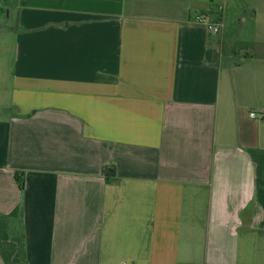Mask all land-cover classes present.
Segmentation results:
<instances>
[{
  "label": "crops",
  "instance_id": "1",
  "mask_svg": "<svg viewBox=\"0 0 264 264\" xmlns=\"http://www.w3.org/2000/svg\"><path fill=\"white\" fill-rule=\"evenodd\" d=\"M5 8L0 216L20 260L264 264V0Z\"/></svg>",
  "mask_w": 264,
  "mask_h": 264
},
{
  "label": "rangeland",
  "instance_id": "2",
  "mask_svg": "<svg viewBox=\"0 0 264 264\" xmlns=\"http://www.w3.org/2000/svg\"><path fill=\"white\" fill-rule=\"evenodd\" d=\"M11 9L5 8L3 15L0 14V107H4L5 103L9 101L10 95V78L8 77L9 64L13 56V44L11 41L10 29L15 27V18ZM242 17L234 24V30L236 33L242 25ZM4 109H2V112ZM9 219H0V242L2 243H13L16 246V253L20 254V240L17 226Z\"/></svg>",
  "mask_w": 264,
  "mask_h": 264
},
{
  "label": "trees",
  "instance_id": "3",
  "mask_svg": "<svg viewBox=\"0 0 264 264\" xmlns=\"http://www.w3.org/2000/svg\"><path fill=\"white\" fill-rule=\"evenodd\" d=\"M103 175L105 178L106 182H110L114 177H115V172L113 168L111 169H104L103 170ZM17 181L19 183V188L22 190V183L19 181L18 176H17ZM13 217V216H12ZM0 219H9L13 223L14 218H11L10 216H0ZM0 255L3 260L4 264H26L24 261L20 260L17 257L16 253V246L13 243H9L6 241V243L0 242Z\"/></svg>",
  "mask_w": 264,
  "mask_h": 264
},
{
  "label": "built area",
  "instance_id": "4",
  "mask_svg": "<svg viewBox=\"0 0 264 264\" xmlns=\"http://www.w3.org/2000/svg\"><path fill=\"white\" fill-rule=\"evenodd\" d=\"M197 22H198L199 24H203V25L207 26V28H209L213 34H216V33L218 32V28H217V26L214 25V24H211V23H210L206 18H204V17H203V18H202V17L197 18ZM251 116H254V114L251 113Z\"/></svg>",
  "mask_w": 264,
  "mask_h": 264
}]
</instances>
